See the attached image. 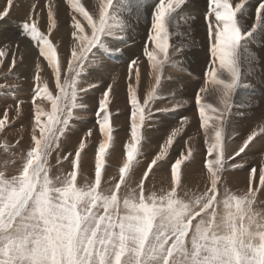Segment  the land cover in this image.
<instances>
[{
	"label": "snow or ice",
	"instance_id": "obj_1",
	"mask_svg": "<svg viewBox=\"0 0 264 264\" xmlns=\"http://www.w3.org/2000/svg\"><path fill=\"white\" fill-rule=\"evenodd\" d=\"M134 0H128L131 7ZM138 2V0H137ZM185 0H157L149 16V32L143 54L153 71L155 83L141 99L137 95L141 73L135 60L129 64L128 93L132 105L130 139L124 146V161L118 179L104 188L105 158L113 142L109 112V86L96 113L99 132L104 137L95 154L94 177L78 180L80 158L87 145L82 138L71 160L72 170L53 177L49 157L83 105L80 77L93 50L104 44L102 37L123 28L114 0H98L94 10L84 0H69L72 10L73 47L62 72L61 60L53 42L39 30V13L33 5L22 32L38 40L39 55L48 62L55 77L54 90L37 81L32 96V127L28 150L12 160L14 172L0 170V264H264V211L257 210L264 195V166L250 167L242 193L223 187V174L230 163L249 147L258 135L253 131L233 155L226 154V130L233 94L241 86V53L258 30L264 31V0H258L254 23L245 26L246 0H209L206 20L211 61L207 77L216 86L219 107L202 103L201 87L195 96L199 129L207 144L206 184L203 190H190L183 182L182 166L192 156L191 148L170 164L168 187L148 188L147 181L168 154L180 129H174L160 151L147 164L135 187H131L133 167L141 154L142 129L151 116V105L159 99L160 73L170 61V28L180 16ZM14 0L0 8L6 18ZM46 20L51 34L56 28L55 0H47ZM214 14V21L208 19ZM131 15V13H130ZM118 50V49H117ZM10 49H0V65L11 72L16 55L5 65ZM39 101V102H38ZM50 105L45 110L43 103ZM17 115L20 104H16ZM211 113V114H210ZM10 124L8 112L0 118V132ZM264 133V127L259 129ZM91 129L86 136H91ZM69 153L64 157L65 160ZM17 160L19 164H17ZM59 163V160L57 161Z\"/></svg>",
	"mask_w": 264,
	"mask_h": 264
},
{
	"label": "bare ground",
	"instance_id": "obj_2",
	"mask_svg": "<svg viewBox=\"0 0 264 264\" xmlns=\"http://www.w3.org/2000/svg\"><path fill=\"white\" fill-rule=\"evenodd\" d=\"M0 1H1L0 2V8H3L6 0H0ZM123 1L125 2L124 4L121 3L122 2L121 0H114V4L118 5L119 15H120L121 19L124 20V18H127V20L125 21V26L123 27V29H124L125 33L127 34L128 38H124V36L117 34L116 38H115V42L112 45L109 43L111 48L112 49L114 48L113 50L118 49L117 50L119 52L118 54L105 53L104 51H102V49H101L102 47L101 48L98 47L99 49H94L92 54H90L92 56L89 58V61L96 62L97 65L91 64L87 61L84 68H86L87 71H90V74L87 76L84 75L80 78L84 77L86 81H87L86 78H89L90 80L93 81V80H96L95 79L96 76H99L101 74H105V75L110 76V79L107 80L106 83H110V81L114 80L117 75H118V80L120 79L119 81H122L123 79L128 80L127 74H129V64L131 61L135 60L137 62V66L139 67L140 73H141V79H140L139 86H140V88H142V91H139V92L143 93V89H144V91L149 90L151 82L153 81V71L147 62V58L143 54V49H144L145 44L147 43V34L149 32V16H148V14L151 13L152 6L154 3L157 2V0H138V2H137V0H134L131 7H129L128 0H123ZM46 2H47V0H15L14 6H13L12 10L10 11L9 15L0 21L1 29L4 28V31H0V49H2V48L10 49V55L6 58H3L5 60V65L11 64V53L12 52L15 53L16 61H18L19 65H20L18 70H13L12 72H9L8 67H6L4 65H0V104H1L0 106L6 105L5 106L6 110H3L2 108H0V118H3V113L5 111L8 112L9 117L13 116V114H11L10 112L15 111L16 107L14 106L11 109L10 107H8V105L9 104L11 105V103L15 104L18 101H21L22 99H26L28 101V103H27V105H23L22 107H23V111H25V113L28 116L26 118L20 119L19 122L24 121L25 123L29 124V127L27 128L28 130H30L32 127V108H33V106H32L31 101H32V96L34 94V90H35L36 83H37V81L35 80V75L38 71L37 65H39V73L41 76L40 84L42 85V81H44V83H47L49 85V89L51 87L54 90V87H55V84H54L55 80H53L54 77H53L52 69L48 67V62L46 60H44L43 57H40V55H39V47H40L39 41L33 40L30 36L23 33L22 32V26L20 25V24H23V22L28 19L29 15L32 12L33 5L36 6V11L39 13V20H40V23L38 25L39 30L53 42L54 46L56 48L59 47L60 51H63V49H65L66 53L68 52L69 49H71L73 47V39L71 36V32H72V28H71L72 10H71V7L69 6V0H55L56 10H57V21H56V28L52 30L51 34H49L48 24H47V20H46L47 9L44 7ZM84 2L86 4V6H90V10H94L95 5L98 2V0H91L90 2L89 1L88 2L84 1ZM231 2L233 4H235V3L239 2V0H231ZM208 5H209V0H185V4L182 6V8L180 10V16L183 17V19L178 18V20H177L178 24L182 20H184L185 17H187V16H194V17H188V19H185L186 21H189V22L194 20L195 17L197 19L195 21L194 28H189V26H190L189 23H187L188 25H186L183 22L184 24H182V26L180 28L183 30V32H180V30L177 29L178 32H171L173 35H170V37H169V45H170L169 54L171 51H177L178 54H175V55H177L178 59H181L182 64H185L184 70L181 68H178V62L177 61H175V63H173V65L170 64V61H169L167 63L168 65L164 66L163 72H164V77H166V80L163 81V82H166L164 89L169 93H172V94L175 93V89L177 87L181 88L183 86V82H184L183 90H185L184 92L186 94L190 90L199 91V89L201 87H206L208 89L207 91L212 89L215 93H218L216 91V86H214L211 83L210 79L207 77L208 66H209L210 61H211L210 47H211V43H212V41L209 39L208 26H207V20H206V13H208ZM246 5L247 6L244 9V13L246 12V13L252 14L253 15L252 19H249V21H248L244 17H242V18H240V22L242 24H246L247 22H252L251 24H253L254 23V16H255V8L258 5V0H246ZM143 7L147 10H142ZM130 13H131V15H130ZM142 13L144 14V17L142 16ZM208 19L214 21V14L209 15ZM6 25L9 28H6ZM171 31H172V29H171ZM192 35L195 36V40L193 42L194 45H192V44L188 45V46L185 45V39L188 37H191ZM105 38H107V37H105ZM261 39H262V43L264 44V35L262 36ZM105 41H107V40H105ZM188 41H189V39H188ZM182 43H184V44H182ZM15 44H17V47ZM199 44L201 46L200 49L198 48ZM247 45L248 44L245 45V50L242 51V53H241V63H240L241 80H243L244 77H246V79L248 78L250 80L255 79L254 78L255 74L253 72L246 74V73H248L249 67L253 68L257 64L256 62H254L255 56L254 57L251 56L252 53L248 49ZM246 51H248V53ZM256 52H257L256 53L257 59L262 58L261 55L264 56V48L263 49L258 48L256 50ZM248 54H250V55H248ZM66 60L67 59L65 58L64 64H65ZM62 61H63V59L61 60V65L63 66ZM87 71H86V74H87ZM263 71H264V64H263ZM13 74H14V77L16 79L13 78ZM1 76H3V77H1ZM109 76H107V77H109ZM167 77H169V78H167ZM24 79H28V80H24ZM88 82H90V81H88ZM113 83L114 82H112V84ZM252 83H254V82L252 81ZM13 84H16L18 86V90L17 89H15V90L11 89ZM22 84H24L23 87L21 86ZM104 84L105 83H102L100 88L94 89L93 91L99 92L103 88ZM179 84L180 85L182 84V86H179ZM123 85H125V84H123ZM242 85H244V84H242ZM119 87H120V85H119ZM116 89H118L117 86H116ZM263 89H264V87H263ZM93 91H92V93H93ZM117 92H118V90H117ZM177 92L180 93L179 90H177ZM210 93H211V91H210ZM256 93H259V92H254L250 88H238L236 90V92L233 94V100L232 101H234L235 98L242 96V95H244L243 98H245V99L248 96H250L251 101L258 102L260 104V106H262L264 108V106L262 105V102L264 103L263 97L258 99L256 97V95H258V94H256ZM203 94H205V93H203ZM259 94H264V93H259ZM180 95H182V94H180ZM211 95H212V97L216 96L215 94H212V93H211ZM142 96L144 97L143 94H142ZM190 97H193V96H190ZM190 97H187V98L189 99ZM171 98L172 99L168 98L167 102H165L164 105L165 106H172V107L178 106V108H180L181 105L179 106L176 104L179 100L181 101V99L180 98H173V97H171ZM203 100L206 101L208 99L206 97H203L202 101ZM113 102H114L113 105H115L116 104L115 101H113ZM126 102H125V99H123L124 105H126ZM234 102H236V100ZM110 104H111V102H110ZM155 105L158 106L157 104H155ZM241 105L244 107L247 104L243 105V102H241ZM43 107L45 108V110H50V105L47 102L43 103ZM120 107H122V106H120ZM122 108H123V110H126V106H124ZM260 109H261V107H260ZM123 110L120 109V111H123ZM262 110H264V109H262ZM252 111H254V110H252ZM117 112H119V110ZM239 112H241V111H239ZM21 113H23V112H21ZM245 115H247V114H245ZM242 116L238 115V117H234V118L232 117L233 119H232V122L230 123L231 125L229 124L228 126H230L231 128H235V125H240V128L245 130V132L250 131L249 133H251L253 131H257L258 129H260V127L261 128L263 127L261 122H260V124L256 125L257 122L259 121L258 119H257L258 120L257 121L253 117H252L253 119H251V118H245ZM91 120L92 119L89 118L86 123L81 122V123H78V125L76 124V129L87 128L88 126L97 125V123H92L93 120L92 121ZM148 120H149V118H148ZM255 121H257L256 124L254 123ZM152 122L153 121L149 122V124H151ZM164 122L165 123L168 122L170 124H175V126L172 125L169 127L168 126L164 127L161 124ZM186 123H187L188 128L191 130V131L189 130V133H190L189 137L190 138H188V137L187 138L189 139V143H190L192 148L194 146L195 141L199 142L201 139L203 141H205L203 134H200L201 132L200 133L194 132V131L198 130L197 126L199 125L198 106L195 103V98L193 99L192 104H189L188 106H185V107H181L176 112L169 113V114L167 113V115L163 117V120H159L158 125H156L152 128L149 127V129L153 132L157 131L159 128H162V129H161V132H158L157 134L153 135L154 138H156V147L153 146L155 148H147L148 149L147 154L145 153L146 155L144 157L139 156L138 159L139 160L140 159H146V162L144 164H148L151 161V159L160 151L161 143L165 140V138H166L165 135L168 133V131H166L165 128H174L175 129L176 127H179L180 125L184 126ZM263 123H264V121H263ZM147 124H148V122H147ZM155 124H157V123H155ZM114 126L116 127V125H114ZM95 129H99V127L96 126ZM118 129H120V128H118ZM185 130H187L186 127H185ZM179 132L181 133V130ZM185 132H182V134H180L182 136V137L180 136L181 137L180 140L185 139L186 136L188 135V132H186V133ZM23 133H24V137H25L26 132L24 131ZM65 135H66L65 137L71 138V139H75L76 136H79V137L82 136L80 131H74L72 133H71V131H68ZM119 135L123 136L122 132H119ZM86 137L87 136H85V138ZM101 137H103V136L99 132V134L95 135L94 140H100ZM243 138H244V135H243V137L240 135L236 136L232 142H229V145L233 146V145L239 144L241 142V140H244ZM24 140L26 143H28L26 141V139H24ZM22 141H23V139H22ZM149 141H152V140H149ZM122 143H123V141H122ZM143 144H146V143L143 142ZM123 146H124V143H123ZM146 147H147V145H146ZM146 147H145V149H146ZM112 149H114V148H112ZM172 149H173V147H172ZM180 149H182V148H180ZM258 149H260V150H258ZM120 150H123V149L120 148ZM141 150H144V145L141 148ZM96 151H97V149H95L94 151H92L88 155L83 156L82 158L92 157L93 155L96 154ZM177 151H179V150H177ZM181 151L183 152V149ZM181 151L178 154H176V152L172 151L166 160L159 162V167L154 168L153 173L150 174L149 181L146 182L150 188H154L157 191H159L161 189L159 184L162 181V177H163L165 186H167L168 182H170V164L172 162H174V160L176 158L179 157V154L181 153ZM245 151H246L245 153H243L241 156L238 157V161L242 166L248 165L249 168L242 167L239 169L231 170L229 167L227 169V172L225 175V177H228L230 179L236 177L235 181L229 180L228 183L229 184L231 182L235 183L234 187L237 190H238V188L245 187L244 183L246 182V179L249 175L250 167L259 168V167L264 166V158H262V157H264V156H262V153H264V133H262L260 136H258L251 143V145H249V147ZM14 152H15L14 155H16V156L20 155V154L17 155V153L19 151L14 150ZM144 152H145V150H144ZM204 152L206 153L205 150H204ZM1 155H3V154L1 153ZM16 156H14V158ZM200 156H201V151L196 149V153L193 155L192 160L187 162V163L185 162V165L182 166L183 182L188 184L190 187V190H193V191L199 190L197 185L200 184L201 187H204L206 184V178H205L206 169L203 168L204 170L201 171L202 158H200ZM122 157H123V155H122ZM250 157H252V161L249 159ZM203 160L205 161V158ZM89 161L90 160H86L85 163H88ZM123 161L124 160H122V159L117 160V162H120V164H122ZM68 163H69V161H67L66 166L68 165ZM231 163H235V160L232 161ZM82 165H81V169L84 170V177H90V176L93 177L94 171H90V170L91 169L95 170V164H87L85 166H82ZM143 166L144 165H142L140 167H143ZM105 174H107V171L105 172ZM156 175H159V176H156ZM152 178L153 179L158 178V179L153 180ZM81 181H83V180H81ZM156 181H159V184L157 183L158 184L157 187H152ZM242 189H244V188H242ZM258 202L264 203V195L258 196ZM263 209H264V207H263Z\"/></svg>",
	"mask_w": 264,
	"mask_h": 264
},
{
	"label": "rangeland",
	"instance_id": "obj_3",
	"mask_svg": "<svg viewBox=\"0 0 264 264\" xmlns=\"http://www.w3.org/2000/svg\"><path fill=\"white\" fill-rule=\"evenodd\" d=\"M15 1V0H14ZM84 1H86V2H90L91 0H84ZM122 2V4H124L125 2L123 1V0H121ZM1 2V1H0ZM142 10H147V9H145L144 7H143V9ZM56 12H57V10H56ZM142 16L144 17V14L142 13ZM252 14H250V13H244V18L246 19V20H248L249 21V19H252ZM188 17H194V16H187V17H185V19H188ZM182 20L179 24L176 22V24H175V26L174 27H172V28H170V35H173L171 32H178V30H180V32H183V30L182 29H180L181 28V26H182V24H186V25H188L187 23H189V28H194V24H195V21H196V17H195V19L194 20H192L191 22H189V21H186V20ZM2 19H0V21H1ZM184 22V23H183ZM251 23L252 22H247L246 24H244L245 26H247V25H251ZM181 24V25H180ZM21 26H22V24H20ZM259 27L260 26H258V30H259ZM6 28H9L7 25H6ZM119 29V30H118ZM171 29H172V31H171ZM178 29V30H177ZM122 30V31H121ZM256 31V33H255V35L253 36V38H251V40H250V43L247 45V47H248V49L251 51V56H255L254 58H255V60H254V62H256L257 64L253 67V68H251V67H249V69H248V73H246V74H249V73H251V72H253L254 74H255V79H253V80H250V79H246V77H244V79L243 80H241V83L242 84H244V85H242L241 84V87H238V88H250V89H252L254 92H259V93H264V89H263V87H264V71H263V62H264V56H262L261 55V57L262 58H256V56H257V52H256V50L258 49V48H260V49H263L264 48V44L262 43V36L264 35V31ZM0 31H4V28L3 29H1V27H0ZM123 32V33H122ZM125 31H124V29L123 28H115V29H113V35L112 36H106L107 38H105V37H102V40L104 41V44H102V45H99V46H97L95 49H99L98 47H102L101 49H102V51H104L105 53H109V54H118L119 52L117 51V50H113L112 48H111V46H110V44L112 45L114 42H115V38H116V35L117 34H120L121 36H124V38H128L127 37V34L125 33ZM260 34V35H259ZM23 35V34H22ZM110 37V38H109ZM105 40H107V41H105ZM49 39V38H48ZM109 39V40H108ZM188 39H189V41H188ZM194 40H195V36L194 35H192L191 37H188V38H186L185 39V45H194L193 44V42H194ZM110 41V42H109ZM110 43V44H109ZM182 44H184V43H182ZM16 45V47H17V44H15ZM200 44H199V49H200ZM57 49V53H58V56L60 57V60H62L63 59V70H66V68H67V60H68V58H69V56H70V51H71V49H69L68 50V52L66 53V51H65V49H63V51H60L59 50V47H57L56 48ZM107 49V50H106ZM109 51V52H108ZM247 53H248V51H246ZM92 54V53H91ZM175 54H178V52L177 51H171L170 52V55L173 57H171L170 56V64H172L173 65V63H175V61H177L178 62V68H181V69H185V64H182V61H181V59H178V57H177V55H175ZM248 55H250V54H248ZM92 55H90V57H91ZM65 58L67 59L66 61H65V64H64V60H65ZM173 59V60H172ZM88 62L89 63H91V64H94V65H97L96 64V62H91V61H89L88 60ZM253 62V63H254ZM255 64V63H254ZM166 65H168V64H166ZM19 63H18V61H16V67L13 69V70H18V68H19ZM261 66V67H260ZM184 67V68H183ZM12 70V71H13ZM63 70H62V72H63ZM86 68H84L83 69V74H82V76H87V75H89L90 74V71H87V74H86ZM262 70V71H261ZM11 71V72H12ZM127 75H129V74H127ZM81 76V77H82ZM102 76V77H101ZM107 76H109V75H105V74H101V75H99V76H96L95 77V79L97 80H90L89 78H86L87 79V81L85 80V78L83 77V78H80V80H81V86H83V87H86V88H88L89 90L86 92V93H81V98H80V100H79V102L83 105V107L82 108H80V109H77V110H74V118H73V120L71 121V123H70V127L68 128V130L66 131V133L68 132V131H71V133L72 132H74V131H80V133L82 134V136L81 137H79V136H76L75 137V139H71V138H67V137H65L66 135V133L64 134V136L63 137H61V140H60V142H59V149H57L56 151H54L53 153H52V155L49 157V165H50V174L53 176V177H55L56 175H59V174H61L62 172H70L71 170H72V167H71V163H70V161L71 160H73V159H75V156H74V151H75V149L77 148V146H78V143H79V141L82 139V138H84L85 139V143H86V145H87V147H86V149L82 152V154H81V158H80V165H82L83 163V165L82 166H85V165H87V164H95V155H93L92 157H86V158H82L83 156H85V155H88L89 153H91L92 151H94L95 149H98V146H99V144L101 143V142H103V139H104V137H101V139L100 140H94V137H95V135L96 134H99V129H95V127L96 126H98V124L97 125H94V126H88L87 128H79V129H76V124L78 125V123H81V122H87L88 121V119L89 118H91L92 120V123H96V119H97V116H96V113H97V111H98V109H99V101H100V99H102V97H103V93H104V91L112 84V82H114L112 85H111V92H110V96H109V99H110V102H111V104H109V112L111 113V121H112V127H114L113 128V143L111 144V146H110V148H109V150H108V153L106 154V158H105V172L107 171V174H105V177H104V179H105V181H107L106 183H104L103 184V187L104 188H108L109 186H110V184H113V183H115V181L114 180H112V177H116L117 179H118V175H119V167H121L122 166V164H120V162H117V160H120V159H122V160H124V146H125V144L129 141V139H130V125H131V120H130V113H131V110H132V105H131V103H130V101H129V93H128V84H129V81L128 80H122V81H119L118 80V75L116 76V78L114 79V80H111L110 81V83H106V81L107 80H109L110 79V76L109 77H107ZM160 76H161V81H160V85H159V87H158V95H159V99H157L152 105H151V112H152V114H151V116L149 117V120L147 119L146 121H145V125H144V127H143V129H142V132H143V141H142V145H141V148L143 147V145H144V150H145V152H144V150H141V154H140V156H145L146 154H147V152H148V149L147 148H155L156 147V138H154V134H157L158 132H161V129L162 128H159L157 131H155V132H153V131H151L150 129H149V127H154V126H156V125H158L159 124V120H163V117L164 116H166L167 115V113L169 114V113H173V112H176L178 109H180L181 107H185V106H188L189 104H192V101H193V99L195 98L194 96H196V94L199 92V91H197V90H195V91H192V90H190V91H188L187 92V94L184 92L185 90H183V88H184V82H183V86H182V84L180 85L179 84V86H182L181 88H179V87H177L176 89H175V93H169V92H167L165 89H164V86H165V83L166 82H163V81H165L166 80V77H164V72H163V69H162V71H161V73H160ZM1 77H3V76H1ZM53 77H54V74H53ZM104 77V78H103ZM106 77V78H105ZM13 78L14 79H16L15 77H14V74H13ZM164 78V79H163ZM167 78H169V77H167ZM99 79V80H98ZM101 79V80H100ZM104 79V80H103ZM24 80H28V79H24ZM53 80H55V77H54V79ZM83 80V81H82ZM245 80V81H244ZM88 81H90V82H88ZM95 81V82H94ZM252 81L254 82V83H252ZM105 83L104 84V86H103V88L98 92V91H93L94 89H98V88H100V86L102 85V83ZM126 82V83H125ZM44 83V81H42V84ZM155 83V81H154V78H153V81L151 82V85H150V87L153 85ZM258 83V84H257ZM260 83V84H259ZM54 84H55V81H54ZM117 84V85H116ZM120 85V87H119V85ZM123 84H125V85H123ZM127 84V85H126ZM122 85V86H121ZM22 87L24 86V84H22L21 85ZM116 86H117V88L118 89H116ZM127 86V87H126ZM258 86V87H257ZM150 87H149V89H150ZM163 87V88H162ZM252 87V88H251ZM261 87V88H260ZM124 88V89H123ZM11 89L12 90H15V89H17L18 90V86L16 85V84H13L12 85V87H11ZM105 89V90H104ZM120 89V90H119ZM210 89V88H209ZM50 90H53V88H51L50 87ZM115 90V91H114ZM117 90H118V92H117ZM163 90V91H162ZM177 90H179L180 91V93L179 92H177ZM208 90V89H207ZM91 91V92H90ZM92 91H93V93H92ZM139 91H142V88H140V86L138 87V89H137V95H138V97L141 99V102L143 101V98L145 97V95L147 94V92L149 91H144V89H143V93L142 92H139ZM210 91H211V93L212 94H215L216 96L215 97H212V95H211V93H210ZM263 91V92H262ZM116 92V93H115ZM192 92V93H191ZM194 92V93H193ZM98 93V94H97ZM101 93V94H100ZM119 95H118V94ZM144 95V97L142 96V94ZM179 93V94H178ZM192 95H191V94ZM259 93H256V94H258V95H256V97L259 99V98H262L263 97V99H264V94H259ZM180 94H182V95H180ZM174 95V96H173ZM187 95V96H186ZM202 95V94H201ZM246 95V94H245ZM190 96H193V97H190ZM203 97H206L208 100H203L202 101V103H206V104H211V105H213L214 107H219L220 105H219V95H218V93H215L212 89L211 90H209V91H207V92H205V94H203L202 95ZM2 97V96H1ZM171 97H173V98H180L181 99V101L179 100L178 102H177V104L176 105H181L180 106V108H178V106H165L164 105V103L165 102H167V99L168 98H170V99H172ZM187 97H190L189 99L186 98ZM244 97V95H242V96H239V97H237V98H235L234 99V101L236 100V102H234V101H232V107H231V109H230V113H229V115H228V118H227V122H226V127H225V130H226V154L227 155H233L234 156V153H235V151H237L238 150V146H240L242 143H243V140H241V142L239 143V144H236V145H233V146H231V145H229V142H232L233 141V139L236 137V136H242L243 137V135H244V138L243 139H246L247 137L246 136H248V135H250L251 133H249L250 131H246L245 132V130H243L242 128H240V125H235V128H231L230 126H228L231 122H232V119L234 118V117H238V115H240V116H242V117H245V118H251V119H255V120H257V121H255L254 123L256 124V122H257V124L256 125H258V124H260V122L262 123V126L264 127V123H263V121H264V110H262V109H264L262 106H260V104L258 103V102H256V101H251V98H250V96H248L246 99L245 98H243ZM16 98V97H15ZM239 98V99H238ZM256 98V99H257ZM123 99H125V102H126V105H124V103H123ZM243 99V100H242ZM165 100V101H164ZM190 100V101H189ZM245 100V101H244ZM249 100V101H248ZM113 101H115V105H113L114 104V102ZM117 101V102H116ZM162 102V103H161ZM239 102V103H238ZM241 102H243V105H246V106H242L241 105ZM20 104V113H19V115H17V112H16V109H15V111H13V112H10L11 114H13V116H11V117H9V120H10V124L8 125V127L4 130V131H2V132H0V170H4L5 168L7 169V171L8 172H14L15 171V167H16V165H14L13 163H12V160L14 159V156H16V155H14L15 154V152H14V150H17V151H19L18 153H17V155H19V154H21V153H23V152H25V150H28V148H29V144H30V134H31V129L30 130H28L27 128L29 127V124H27V123H25L24 121H21V122H19L20 121V119H22V118H26L28 115L25 113V111H23V105H27V103H28V101L26 100V99H22L21 101H18L17 103H15V104H12L11 103V105L9 104L8 105V107H10L11 109L14 107V106H16V104ZM23 103V104H22ZM239 105H238V104ZM254 103V104H253ZM155 104H157L158 106H156ZM1 105V104H0ZM119 107H118V106ZM183 105V106H182ZM241 105V106H240ZM262 105L264 106V103L262 102ZM3 106V107H2ZM2 106H0V108H2L3 110H6V105L4 106V105H2ZM111 106V107H110ZM115 106V107H114ZM120 106H122V107H124V106H126V110H123V108L122 107H120ZM157 108H156V107ZM261 107V109H260V107ZM118 107V108H117ZM172 108V109H171ZM174 108V109H173ZM243 110H242V109ZM256 108V109H255ZM113 109V110H112ZM120 109L121 110H123V111H120ZM156 109V110H155ZM240 109V110H239ZM251 109V110H250ZM259 109V110H258ZM119 110V112H117V111ZM236 110V111H235ZM247 110V111H246ZM252 110H254V111H252ZM239 111H241V112H239ZM250 111V112H249ZM21 112H23V113H21ZM86 112V113H85ZM236 112V113H235ZM259 112V113H258ZM166 113V114H165ZM256 113V114H255ZM164 114V115H163ZM238 114V115H237ZM245 114H247V115H245ZM245 115V116H244ZM251 115V116H250ZM233 117V118H232ZM253 117V118H252ZM158 122H157V121ZM151 121H153L151 124H149V122H151ZM156 121V122H155ZM147 122H148V124H147ZM154 123V124H153ZM155 123H157V124H155ZM253 123V124H254ZM116 125V127L114 126V125ZM164 127H166V126H175V124H170V123H168V122H164V123H161ZM231 125V124H230ZM185 127H186V129L187 130H185ZM118 128H120V129H118ZM177 128H179L180 130H181V133L179 132L178 134H177V136L175 137V139H174V142H173V144L171 145V147L168 149V156H166L165 157V159L164 160H166L168 157H169V155L171 154V152L172 151H174V152H176V154H178L182 149H183V152L184 153H186V151H187V149L188 148H191L192 149V156H191V158L189 159V160H187L186 161V163L187 162H189V161H191L192 160V157H193V155L196 153V149H198V150H200L201 151V156H200V158H202V164H201V166H202V168H201V171L202 170H204L205 168H204V164H205V161L203 160L204 158H205V160H206V158H207V144L205 143V141H203L202 139L198 142V141H195V143H194V146H193V148L191 147V145H190V143H189V139L188 138H190L189 136H190V133H189V128H188V126H187V123L184 125V126H179V127H176L175 129H177ZM197 128H198V130L197 131H194V132H197V133H200V134H202V130L201 129H199V125L197 126ZM261 128V127H260ZM89 129H91V131H92V135L91 136H87L86 138H85V136H86V133L88 132V130ZM174 130V128H165V130L166 131H168V133L165 135L166 136V138H165V140L161 143V146L166 142V140H167V137L172 133V131ZM22 130V131H21ZM26 132V136L24 137V131ZM28 130V131H27ZM118 130V131H117ZM188 132V135L186 136V138L185 139H183V140H180V138L182 137L180 134H182V132ZM191 131V130H190ZM29 132V133H28ZM119 132H122V134H123V136H121V135H119ZM185 132V133H186ZM257 132L259 133L255 138H254V140L258 137V136H260L262 133L261 132H259V129L257 130ZM20 133V134H19ZM22 134V135H21ZM29 134V135H28ZM20 135V136H19ZM19 136V137H18ZM23 136V137H22ZM181 136V137H180ZM229 136V137H228ZM22 137V138H21ZM179 137V138H178ZM188 137V138H187ZM18 138V139H17ZM28 138V139H27ZM184 138V137H183ZM22 139H23V141H22ZM24 139H26V141L28 142V143H26L25 142V140ZM68 139V140H67ZM75 142H74V141ZM77 140V141H76ZM149 140H152V141H149ZM253 140V141H254ZM73 141V142H72ZM122 141H123V143H124V146H123V143H122ZM126 141V142H125ZM178 141V142H177ZM252 141V142H253ZM12 142V143H11ZM143 142L144 143H146V144H143ZM149 142V143H148ZM152 142V143H151ZM251 142V143H252ZM26 143V144H25ZM151 143V144H150ZM185 143V144H184ZM189 143V144H188ZM203 143V144H202ZM251 143H250V145H251ZM25 144V145H24ZM115 146H114V145ZM179 144V145H178ZM146 145H147V147H146ZM183 145V146H182ZM186 145V146H185ZM153 146H155V147H153ZM206 146V147H205ZM19 147V148H18ZM145 147H146V149H145ZM172 147H173V149H172ZM175 147V148H174ZM24 148V149H23ZM112 148H114V149H112ZM120 148L121 149H123V150H120ZM180 148H182V149H180ZM22 149V150H21ZM179 150V151H177V150ZM24 150V151H23ZM186 150V151H185ZM204 150L206 151V153L204 152ZM258 150H260V149H258ZM10 151V152H9ZM111 153H110V152ZM195 151V152H194ZM115 154H114V153ZM144 152V153H143ZM204 152V153H203ZM230 152V153H229ZM246 152V151H245ZM1 153L3 154V155H1ZM69 153H72V155L71 156H68V159L67 160H65L64 159V157L65 156H67ZM113 153V154H112ZM122 153V154H121ZM146 153V154H145ZM181 153H182V151H181ZM206 154V155H205ZM243 154V153H242ZM241 154V155H242ZM122 155H123V157H122ZM240 155V156H241ZM262 156H264V153H262ZM16 157H19V156H16ZM15 157V158H16ZM154 158V157H153ZM262 158H264V157H262ZM251 161H252V157H250L249 158ZM260 159V158H259ZM59 160V163L57 162ZM86 160H90L88 163H85L86 162ZM143 160V161H142ZM163 160V161H164ZM67 161H69V163H68V165L66 166V163H67ZM146 162V159H138V161L134 164V167H133V174H132V181H131V183H130V186L131 187H135V185L134 184H136L137 182H138V179L142 176L141 174H143V172L146 170V166H147V164H144ZM241 162V161H240ZM231 163V162H230ZM237 163V164H236ZM17 164H19V161L17 160ZM235 164L236 165H240V167H230V169L231 170H233V169H239V168H242V167H247V168H249L248 167V165L246 166V165H244V166H242L240 163H239V161H238V157H235ZM262 164V163H261ZM142 165H144L143 167H140V166H142ZM251 166V165H250ZM156 168V167H155ZM200 168V167H199ZM204 168V169H203ZM90 171H95L94 169L92 170H90ZM226 172H227V170H226ZM226 172L223 174V179H222V185H223V187H227L228 189H230L231 191H233V192H238V193H242L244 190H245V187H241V188H238V190L234 187L235 186V183H228V181L229 180H236V177H234V178H232V179H230V178H228V177H225V175H226ZM140 174V175H139ZM156 176H159V175H156ZM83 177H84V170H82L81 169V167H80V169L78 170V180H79V182L80 183H83V181H81V180H83ZM94 177V176H93ZM134 177V178H133ZM187 177V176H186ZM89 178H92V176H90ZM136 179V180H135ZM153 179V178H152ZM158 178H155V179H153V180H157ZM152 180V181H153ZM137 181V182H136ZM154 182V181H153ZM150 183V182H149ZM159 184V181H156L155 183H154V185L152 186V187H157V185ZM245 185H246V182L244 183ZM168 185H169V182H168V184H167V186H165V183H164V180H163V177H162V181L160 182V184H159V186H160V188H167L168 187ZM184 185L188 188V189H190V187H189V185L188 184H186L185 182H184ZM148 186V188H150L149 187V185H147ZM197 187L199 188V190H203V188L204 187H201L200 186V184L199 185H197ZM242 188H244V189H242ZM156 190V189H155ZM194 191H196V190H194ZM263 196V195H262ZM263 207H264V203L263 202H258L257 201V210L258 211H264V209H263Z\"/></svg>",
	"mask_w": 264,
	"mask_h": 264
}]
</instances>
